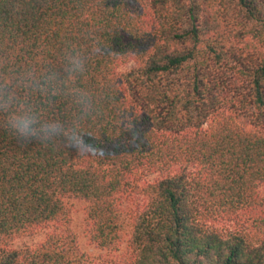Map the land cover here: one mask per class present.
Masks as SVG:
<instances>
[{"label":"trees","instance_id":"trees-1","mask_svg":"<svg viewBox=\"0 0 264 264\" xmlns=\"http://www.w3.org/2000/svg\"><path fill=\"white\" fill-rule=\"evenodd\" d=\"M93 42L80 84L100 114L78 147L0 124V264H85L72 198L88 202L90 241L116 249L140 173L155 176L129 264H264V0H0V59L59 65ZM73 110L58 99L47 115ZM253 208L249 230L215 225ZM48 224L38 244L10 246Z\"/></svg>","mask_w":264,"mask_h":264},{"label":"clouds","instance_id":"clouds-1","mask_svg":"<svg viewBox=\"0 0 264 264\" xmlns=\"http://www.w3.org/2000/svg\"><path fill=\"white\" fill-rule=\"evenodd\" d=\"M94 44L65 47L59 65L0 59V124L24 141L78 147L86 124L100 114L99 97L80 84L95 54ZM58 99L73 105L69 116L47 115Z\"/></svg>","mask_w":264,"mask_h":264},{"label":"rangeland","instance_id":"rangeland-1","mask_svg":"<svg viewBox=\"0 0 264 264\" xmlns=\"http://www.w3.org/2000/svg\"><path fill=\"white\" fill-rule=\"evenodd\" d=\"M132 65V62L122 63L119 65L118 69L124 71L129 69ZM140 176L141 180L136 189L127 192L122 196L123 211L126 215L127 235L125 234L121 244L114 250L101 249L90 241L85 221V210L88 206V202L79 198H72L70 200L72 204L70 228L76 235V242L79 251L85 255V264H129V261L134 255L130 245V223L132 222L131 220L135 215V212L141 208L145 201L141 186L144 181L152 180L155 174L143 175L140 173V175L138 174V178H140ZM258 189L261 196L264 198V186H260ZM261 208L264 210V203ZM258 212V208L237 212L227 218L219 219L220 221L216 222L215 225L221 230H249L251 220L258 216ZM53 229L54 226L52 224H48L47 227H40L32 233L18 236L11 242L10 246L14 248L34 246L41 242L46 234Z\"/></svg>","mask_w":264,"mask_h":264}]
</instances>
